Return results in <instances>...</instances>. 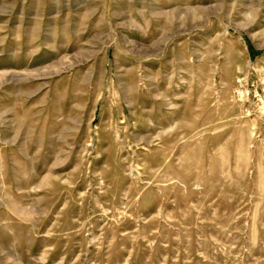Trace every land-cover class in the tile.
<instances>
[{"label":"rangeland","instance_id":"374dc122","mask_svg":"<svg viewBox=\"0 0 264 264\" xmlns=\"http://www.w3.org/2000/svg\"><path fill=\"white\" fill-rule=\"evenodd\" d=\"M259 65L264 0H0V264H264Z\"/></svg>","mask_w":264,"mask_h":264},{"label":"built area","instance_id":"2783aa9c","mask_svg":"<svg viewBox=\"0 0 264 264\" xmlns=\"http://www.w3.org/2000/svg\"><path fill=\"white\" fill-rule=\"evenodd\" d=\"M232 96L246 116L264 122V65L237 74L232 84Z\"/></svg>","mask_w":264,"mask_h":264},{"label":"trees","instance_id":"16d2710c","mask_svg":"<svg viewBox=\"0 0 264 264\" xmlns=\"http://www.w3.org/2000/svg\"><path fill=\"white\" fill-rule=\"evenodd\" d=\"M249 50H250V52H252V49H251V48H250ZM252 56H253V55H252Z\"/></svg>","mask_w":264,"mask_h":264}]
</instances>
